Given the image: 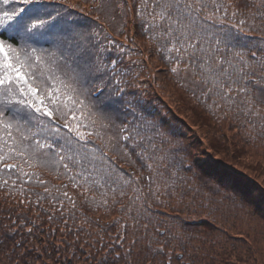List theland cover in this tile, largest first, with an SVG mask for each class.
<instances>
[{"label": "trees", "instance_id": "1", "mask_svg": "<svg viewBox=\"0 0 264 264\" xmlns=\"http://www.w3.org/2000/svg\"><path fill=\"white\" fill-rule=\"evenodd\" d=\"M176 4L181 5L179 10L173 7ZM163 5H168V12L161 18ZM19 8L26 9V16L37 8L46 9L52 18L42 35L30 37L23 30L0 28V39L22 56L36 49L42 62L30 61V71L40 85L55 84L49 76L66 81L78 76L73 83L82 103L69 104L71 110L62 106L67 128L37 113L30 121L14 118L4 109V122L13 126L0 123V264L80 260L84 264H245L247 260L237 253L241 238L228 251L231 234L217 221L202 219L193 225L158 221V240H153L154 222L144 209L154 191L147 175L150 166L141 156L126 155L124 142L129 126L152 133L155 148L145 146V152L150 151V161L156 162L160 144L151 121L166 125L175 136L169 121L158 120L152 107L128 96L141 92L145 101L151 97L153 91L140 86L141 77L153 79L154 86L173 94L188 118L193 117L202 133L215 139L210 128L220 126L214 110L223 105L220 99L241 106L250 124L264 125L260 119L264 112L256 111L264 110V0H33L29 4L0 0V12ZM47 13L41 15L48 19ZM77 45L86 48L88 55ZM96 89L101 90L97 97ZM107 130L115 132L113 142H106ZM242 137L237 135L231 143L237 154L246 152L245 145L250 144L243 133ZM253 140L264 141V133ZM210 148L216 154L218 148ZM216 159L222 163L217 169L223 175L196 164L181 168L170 158L165 169L168 185L177 190L181 184L186 195L184 182L196 179L191 172L200 168L198 179L207 173L212 182L220 183L228 201L237 196L252 208V216L264 220V196L255 197L245 185L236 190L227 175L233 172L234 178L240 177L241 168ZM120 163L132 174L116 181L115 167ZM106 170L110 181L103 188L98 183L105 180ZM123 207L130 213L126 218L122 215L119 225L111 224L109 215ZM125 236L129 244L124 251L117 245ZM248 253L245 258L264 264L262 258L259 262L258 256Z\"/></svg>", "mask_w": 264, "mask_h": 264}, {"label": "rangeland", "instance_id": "2", "mask_svg": "<svg viewBox=\"0 0 264 264\" xmlns=\"http://www.w3.org/2000/svg\"><path fill=\"white\" fill-rule=\"evenodd\" d=\"M149 70H153L151 67ZM147 72V71H146ZM156 70L154 71L155 74ZM156 76V74H155ZM154 76V77H155ZM144 78H139L140 86L143 85L146 91L150 90V96L146 101L139 93L137 96H132L129 94L130 88L126 89L128 96L133 99H140L137 102L140 105L147 106L157 114L158 120H165L171 123V127L174 131L175 136L172 135L171 129L166 128V125L162 126L158 121H151L153 123L154 135L157 136L160 147L157 150V156L159 158L156 162L150 161L149 153L145 152V146H148L151 150L155 148L152 143L151 134L147 131H143L140 128H135V126H129L125 131V142L124 150L126 155L141 156L145 159V162L149 164L150 169L147 175L151 179L152 185V199L145 205V211L148 215L152 216L153 226L152 231H154V241L158 240L156 236L161 224L158 222H179L183 224H196L202 219L207 220V222L217 223L222 226L224 230H228L231 235L227 237L229 247L228 251L232 250V243H237L235 240L241 238L238 242L237 253L242 255L247 262L245 264H254L253 259L245 258L248 251H251L252 255L258 256V260L262 258L264 260V220L259 217L252 216V208L249 205L243 204L237 200V196L232 200H227L225 198L226 193L218 185L220 183L212 182L207 173L203 172L202 177L198 179L199 174H201L200 168L198 171L194 169L191 173L195 174L196 179L190 178V180L184 182V186L188 185L187 194L184 195L182 190V185L177 184V190L172 189L173 186L168 185L170 178L166 177L165 169L170 158H173V163L179 164L181 168L194 167L195 164L199 167H204L205 170L209 168L213 169L215 173L222 174L220 169H217L222 163H218L216 158H220L223 162L230 164H235L241 168L240 177L234 178L233 172L225 167L230 175H227L228 180H232L233 184L229 182L228 186H233L236 190L242 189L241 186L245 185V190L253 192L255 197L260 195L264 196V141L259 140L258 142H253V138L257 133H264V125L262 123L250 124L249 119L245 118L241 111V106H236V102L229 103L227 100L220 99L223 105H217L218 109L216 111L219 127L215 128L211 125L210 132L217 136V139L213 138L215 136H208L206 133H202L199 126L195 123L196 120L188 118L186 115L184 107L179 103V100L174 97V95L168 91H163V89H158V86H154V80ZM156 80V77H155ZM140 89V87H139ZM101 90L94 91L93 95L97 97ZM216 97H220L216 96ZM183 108L180 111V108ZM212 107H210L211 109ZM193 111L199 112L196 109ZM257 112L261 110L256 109ZM190 115V114H189ZM202 117L201 115H199ZM260 119L264 120V115H260ZM57 125L65 128V124L62 119H53ZM194 121V122H193ZM245 124H249L248 129L244 130L242 133L250 141V144H246V152L241 151L240 154L236 153V148L231 146L232 140H234L237 135L240 139L242 137V127ZM67 128V127H66ZM207 129V128H206ZM167 130V131H166ZM208 130V129H207ZM216 130L219 131V135L216 134ZM106 142H113L115 136L114 131L107 130ZM175 138L172 139L170 134ZM159 133V134H157ZM208 136V137H206ZM234 138V139H233ZM212 140L214 142H212ZM239 140V139H238ZM210 142L212 145H210ZM217 147L215 152L210 151V146ZM112 149V147H111ZM113 151V150H112ZM113 153V152H112ZM43 155H49L48 153H43ZM228 155L232 158H228ZM253 158V159H250ZM48 159V158H47ZM230 160H232L230 162ZM144 161V160H143ZM175 161V162H174ZM118 178L124 179L132 174V169L128 168L125 163L117 164ZM194 165V166H193ZM111 166V169H113ZM110 169V170H111ZM108 171H104L106 178L104 181L99 179L100 187L106 188L108 185L107 181H110L108 176ZM121 174V175H120ZM171 175H176L175 171L171 172ZM223 175V174H222ZM181 181L184 179H180ZM249 185L248 186L246 185ZM241 185V186H240ZM227 186V187H228ZM220 193L215 195V193ZM224 195V196H223ZM106 197V196H105ZM224 197V198H223ZM107 199V197H106ZM112 199V198H111ZM112 211V210H111ZM111 211L104 213H111ZM177 211V212H174ZM126 209L118 208L113 214L109 215L108 220L113 224L119 225V220L123 221V216L128 215ZM219 221H218V220ZM116 225V227H117ZM105 230L103 231L104 235ZM164 231H162L163 233ZM95 236L97 239H101L102 236L98 231H95ZM237 237V238H233ZM128 238L125 236L118 242L117 246L122 245L124 251L128 246ZM233 238V240H232ZM109 246H107L108 248ZM105 252H110V249L105 250ZM73 264H84L83 261L74 262Z\"/></svg>", "mask_w": 264, "mask_h": 264}, {"label": "snow or ice", "instance_id": "3", "mask_svg": "<svg viewBox=\"0 0 264 264\" xmlns=\"http://www.w3.org/2000/svg\"><path fill=\"white\" fill-rule=\"evenodd\" d=\"M9 2L10 0H3L5 4ZM21 3L29 4L33 3V0H21ZM173 7L179 10L181 5L176 4ZM42 12L47 13V10L37 8L31 16L25 15L26 9L24 8L0 12V28L17 32L23 30L30 37L42 35L41 30L45 29L49 19L52 18L51 13H47L48 19H46L44 15H41ZM167 12L168 5H163L160 13L161 18L167 15ZM77 47L85 56L88 55L86 48H81L79 45ZM33 60L42 62L41 56L36 55V49H32L31 54L24 52L22 56L21 52L6 40L0 39V105H3V108H0V123H3L5 128L13 126L10 122H4L5 108L12 112L14 118L20 116L28 121L34 118L32 113L49 119H56L59 114V118L63 119L67 112L62 110V106L63 109L71 110L69 104L82 103L77 95L78 89L73 83V81L78 82V76L69 77L68 81L49 76L48 80L55 79L56 83L40 85L37 83L36 75L30 71L33 67L30 61ZM173 70L175 71V69ZM16 105L19 107H14ZM35 118L38 119V117ZM75 118L73 115V119ZM64 126L69 127L68 124ZM56 131L58 132L59 129L57 128ZM70 131H76L80 139H84L76 128H70ZM11 150L14 151V149ZM65 167L67 166L65 165Z\"/></svg>", "mask_w": 264, "mask_h": 264}]
</instances>
